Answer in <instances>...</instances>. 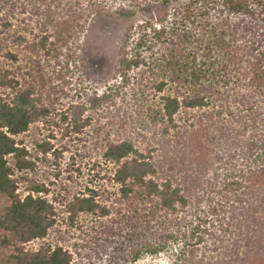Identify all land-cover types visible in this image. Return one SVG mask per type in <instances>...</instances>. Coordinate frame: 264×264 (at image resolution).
I'll return each instance as SVG.
<instances>
[{
	"label": "trees",
	"instance_id": "obj_1",
	"mask_svg": "<svg viewBox=\"0 0 264 264\" xmlns=\"http://www.w3.org/2000/svg\"><path fill=\"white\" fill-rule=\"evenodd\" d=\"M101 9L118 17L134 16L128 8L109 13L99 0H0L1 35L39 17L47 33L44 39L54 40L49 43L53 51L73 50L83 25ZM146 25V31L120 52L116 83L107 85L102 95L85 94L87 102L74 106L72 113L79 115L73 132L80 130L78 120L82 116L101 110L112 113L109 112L113 118L108 121L109 128L122 130L131 118L130 108H119L115 101L123 100L127 91L135 88L134 83L142 87L135 73L147 67L156 78L150 93L161 101L156 109L148 110L156 125L162 124L165 134L177 135L178 140H184L183 134L187 136L196 125L206 129L207 123L212 134L202 143L206 134L201 130L197 140L177 151L178 160H166L169 168L185 172L180 174L181 183L175 184L169 179L158 180L156 162L150 154L153 149L139 150L128 139L107 146L100 160H94L95 168L113 165L112 180L120 196L116 201H138L133 203L132 217L125 218L129 225L109 231L107 241H115V247L120 248L122 240V247L128 250L136 242L130 225L136 226L143 214L146 219L148 215L157 216L154 205L158 201L168 218L162 223L155 219L156 235L135 244L130 251L132 262L144 255L170 251L174 264H264L263 3L195 0L165 17L159 27L151 22ZM21 40L19 35L16 41ZM170 44L176 47L167 46ZM69 54L74 57L75 52ZM7 55L9 60L18 61L16 55ZM166 66H170V72ZM2 67L1 64L0 92L4 93L0 94V195L9 204L0 208V257L6 254L1 264H72L68 250L46 241L57 223V214L45 186L20 192L22 177L15 178L31 165L25 159L23 138L42 123L48 110L39 107L31 86H22V78ZM77 94L81 95L80 90ZM186 111L207 114L206 126H201L200 119L187 116ZM83 126H88V117ZM11 160H15L14 167ZM191 164L198 168L194 174ZM99 175L100 172L93 174L92 183L101 179ZM190 181L192 189L180 185L188 186ZM95 190L77 196L69 206L73 211L71 225L72 216L79 213H99L102 217L111 214L97 201ZM143 208L149 210L148 215ZM180 215L184 216L175 222L174 217ZM34 242L41 245L31 250L28 246ZM130 260L127 258L126 263Z\"/></svg>",
	"mask_w": 264,
	"mask_h": 264
},
{
	"label": "rangeland",
	"instance_id": "obj_2",
	"mask_svg": "<svg viewBox=\"0 0 264 264\" xmlns=\"http://www.w3.org/2000/svg\"><path fill=\"white\" fill-rule=\"evenodd\" d=\"M99 1L109 13L128 8L134 12V16L118 17L109 15L101 9L83 25L79 37L74 39L73 50L59 48L53 51L49 43L54 40L44 39L47 33L43 32V20L39 17L25 21L26 23L20 27L17 25L14 30L4 35H1L0 28L2 69L12 71L15 76L22 78L24 80L22 86H31L35 93L34 98L39 100V107L48 110L47 116L41 119L42 123L35 125L23 138L26 146L25 159L27 158L31 165L25 171L26 173H19L15 178L22 177L20 192H28L40 185L45 186L57 214V223L50 229L46 241L52 246H62L68 250L72 257V264H174L170 251L161 252L158 255H144L135 262L130 260V251L136 246L135 244L138 245L146 238L156 235V224L153 223L156 222L155 219L162 223L165 218H168L165 215L166 212L159 207L158 201L154 205L157 216L148 215L149 210L143 208L149 218L146 219L143 214L139 217L140 224L130 225L129 228L135 230L136 242L130 245L127 243L128 250L122 247L125 244L122 240L119 241L120 248L115 247L117 245V243L114 245L115 241L108 243L107 235L111 233L109 231H118L119 228L129 225V222H125V218L132 217L133 203L138 201H116L120 196L112 180L113 165L104 164L101 169L95 168L94 160L96 158L100 160L110 144L128 139L133 141L139 150L153 149L150 154L156 162L158 180L169 179L173 184L180 182V174L185 175V172L182 168H169L166 160H178L177 151L184 144L193 143V139L197 140L201 130L203 134H206V137L204 136L201 140L205 143L207 137L212 134L209 123L205 125L207 114L200 111H186L187 116L200 119L201 126L205 125L206 129L196 125L194 129L188 131L187 136L183 134L184 140H178L177 135L171 137L165 134L166 128L162 124L158 127L152 115H148V110L156 109L161 101L156 99V96L153 98V94L150 93L149 87L156 78L147 67H142L135 73V78L142 81V87L134 83L135 88L128 90L123 100L115 101L119 108L123 106L130 108L132 119L129 118L122 130L109 128L108 121L113 120L109 115L110 111L101 110L98 113L88 112L82 116L81 120H78L81 132L78 133L80 131L78 130L74 133L72 129L79 113H72V111L74 106L87 102L88 95L85 94L102 95L107 91V85L116 83L114 76L118 68L120 52L146 31L148 22L157 24L156 26L159 27L161 20L172 16L180 7L195 0ZM260 1L264 6V0ZM17 23H20V20ZM19 35L22 38L20 43L16 41ZM167 46L176 47L171 44ZM69 51L75 52L74 57L69 54ZM7 53L16 55L18 61L9 60ZM166 68V71H171L170 66ZM119 82L121 81L118 80ZM79 90L81 95L77 94ZM3 93L4 91L0 92V94ZM135 95H138V98ZM200 116L203 118L201 119ZM87 117L88 126L84 127L83 120ZM92 126L96 127L97 131L91 132L94 128ZM98 128H101V131L98 132ZM14 164L15 160H11L12 167ZM193 165L191 164V168L194 174L198 168L192 167ZM98 172L101 179L94 180L96 183H92L93 174ZM192 184L193 182L190 181L188 186L180 185L183 189H192L190 188ZM94 188L99 195L97 201L110 209L111 214L102 217L99 213H79L72 216L74 224L71 225L69 217L70 212L73 211L69 209V206L74 204L77 196ZM88 195L90 194L86 196ZM107 198L111 201H107ZM8 204V199L0 195V208ZM183 216L174 217V221L178 222ZM116 241L118 242L117 239ZM38 245L40 246L41 243L34 242V245H29L28 248L33 250ZM4 255H6L5 252L3 257H0V264L4 261ZM127 258L130 261L126 263Z\"/></svg>",
	"mask_w": 264,
	"mask_h": 264
}]
</instances>
